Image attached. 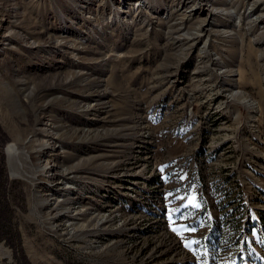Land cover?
Here are the masks:
<instances>
[{
    "label": "rangeland",
    "instance_id": "1",
    "mask_svg": "<svg viewBox=\"0 0 264 264\" xmlns=\"http://www.w3.org/2000/svg\"><path fill=\"white\" fill-rule=\"evenodd\" d=\"M0 264H264V0H0Z\"/></svg>",
    "mask_w": 264,
    "mask_h": 264
},
{
    "label": "snow or ice",
    "instance_id": "2",
    "mask_svg": "<svg viewBox=\"0 0 264 264\" xmlns=\"http://www.w3.org/2000/svg\"><path fill=\"white\" fill-rule=\"evenodd\" d=\"M190 203H191V201H190ZM196 207H199V205H196ZM174 232H180L181 230H179V229H177V228H173L172 229ZM196 229L195 228H191V227H185L184 229H183V231H192V232H194ZM193 243H195V244H199L200 242L199 241H195V240H193V241H190V242H188V243H186L185 244V247H191V245L193 244Z\"/></svg>",
    "mask_w": 264,
    "mask_h": 264
},
{
    "label": "bare ground",
    "instance_id": "3",
    "mask_svg": "<svg viewBox=\"0 0 264 264\" xmlns=\"http://www.w3.org/2000/svg\"><path fill=\"white\" fill-rule=\"evenodd\" d=\"M218 2V1H217ZM44 145H46V144H44ZM43 146V145H42ZM42 166H43V170H45L48 166L47 165H45V164H42ZM56 176V175H55ZM62 178V177H61Z\"/></svg>",
    "mask_w": 264,
    "mask_h": 264
}]
</instances>
